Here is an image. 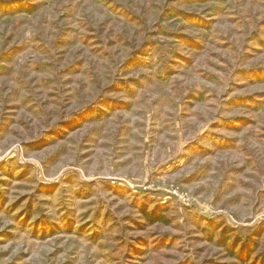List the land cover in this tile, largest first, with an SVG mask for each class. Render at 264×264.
I'll list each match as a JSON object with an SVG mask.
<instances>
[{"label":"rangeland","instance_id":"rangeland-1","mask_svg":"<svg viewBox=\"0 0 264 264\" xmlns=\"http://www.w3.org/2000/svg\"><path fill=\"white\" fill-rule=\"evenodd\" d=\"M0 2V264L264 250V0Z\"/></svg>","mask_w":264,"mask_h":264},{"label":"trees","instance_id":"trees-1","mask_svg":"<svg viewBox=\"0 0 264 264\" xmlns=\"http://www.w3.org/2000/svg\"><path fill=\"white\" fill-rule=\"evenodd\" d=\"M0 4H2L0 2ZM32 9H25V13L32 12ZM255 72L254 74H256ZM258 74V73H257ZM147 217L151 220V214H148ZM224 233H220L219 238L224 242L222 243V246L226 248V250L230 253V256L236 260L237 264H264V250L256 253V251L259 249L256 247V243L253 245L246 241L242 243V245H238V241H229Z\"/></svg>","mask_w":264,"mask_h":264},{"label":"water","instance_id":"water-1","mask_svg":"<svg viewBox=\"0 0 264 264\" xmlns=\"http://www.w3.org/2000/svg\"><path fill=\"white\" fill-rule=\"evenodd\" d=\"M138 190H140V189H138Z\"/></svg>","mask_w":264,"mask_h":264}]
</instances>
